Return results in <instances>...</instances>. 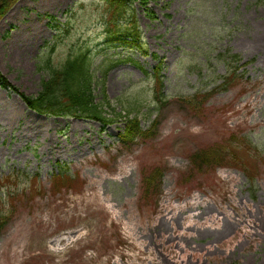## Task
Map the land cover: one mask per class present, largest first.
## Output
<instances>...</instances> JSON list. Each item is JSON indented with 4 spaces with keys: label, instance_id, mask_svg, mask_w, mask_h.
Here are the masks:
<instances>
[{
    "label": "rangeland",
    "instance_id": "374dc122",
    "mask_svg": "<svg viewBox=\"0 0 264 264\" xmlns=\"http://www.w3.org/2000/svg\"><path fill=\"white\" fill-rule=\"evenodd\" d=\"M140 1L143 51L106 45L102 0H18L0 19V71L21 91L37 95L48 65L88 44L95 64L116 61L96 72L106 115L159 121L124 144L125 118L41 114L0 86V188L17 192L0 264H264V1H150L154 19ZM225 59L237 83L188 108L180 97L219 85ZM212 147L229 150L223 164L193 170L190 155ZM154 168L161 192L145 197Z\"/></svg>",
    "mask_w": 264,
    "mask_h": 264
},
{
    "label": "trees",
    "instance_id": "16d2710c",
    "mask_svg": "<svg viewBox=\"0 0 264 264\" xmlns=\"http://www.w3.org/2000/svg\"><path fill=\"white\" fill-rule=\"evenodd\" d=\"M17 1L0 0V19L7 14ZM102 1L105 7V17L108 18L104 22L106 30L103 32L106 45H109V47L123 46L125 49L135 48L143 51V33L139 24L136 0ZM150 1L156 0H141L140 4L145 8V14L154 19L156 18L154 11L148 8ZM257 1L262 2L264 0ZM53 19L55 20V18ZM60 26L56 25L55 27L61 29L62 27ZM57 38L58 36H55V39ZM49 48L54 50L55 44H52ZM229 52L230 50H227V53ZM231 57L232 59H238L239 55L232 54ZM109 59H111L110 56L99 62V64H95L91 46L85 44L79 50L70 54L60 65H48L50 67L49 77L42 80L41 89L37 95L31 96L21 91L20 88L10 83L1 71L0 86L15 91L30 109L41 114L90 118L100 122L103 127L112 125L118 121V118H125L124 128L122 133L119 134V140L124 144L132 143L138 138L151 137L153 129L158 128V120H155L150 128L144 129L140 118L137 115L133 116L130 111H127L125 115L117 113L116 117L106 115L105 106H111V104L107 98L104 85L100 92L102 98L97 101L95 90L101 80L98 79L96 72L100 69L103 76L107 74L109 68L116 62L115 60L108 61ZM225 60L229 65H227L226 73L220 76L223 81L219 85L206 93L198 91L194 95L180 97V100L188 108L197 111L201 110L204 102L217 90H228L237 83L240 78L238 66H232L233 61ZM161 68V64H158L153 69V75L156 79L155 97L159 102L164 100ZM228 153L229 150H226L225 147L203 148L195 151L190 155L192 168L193 170L203 171L206 168L221 165L227 159ZM62 170L61 174L63 177H68L64 179H69L71 175H68L69 171L67 168L64 167ZM247 174L251 183H254V175H251L250 172H247ZM144 175V196L159 195L164 176L163 171L160 168H154ZM58 178H61V176ZM3 183L5 181H0V184H2L0 187L6 186ZM4 190V188H0V234L6 230L16 211L11 199L16 196L17 192Z\"/></svg>",
    "mask_w": 264,
    "mask_h": 264
},
{
    "label": "bare ground",
    "instance_id": "6f19581e",
    "mask_svg": "<svg viewBox=\"0 0 264 264\" xmlns=\"http://www.w3.org/2000/svg\"><path fill=\"white\" fill-rule=\"evenodd\" d=\"M249 234H250V235H252V233H251V232H250Z\"/></svg>",
    "mask_w": 264,
    "mask_h": 264
}]
</instances>
